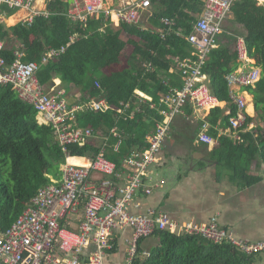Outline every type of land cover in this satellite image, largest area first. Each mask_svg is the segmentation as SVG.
<instances>
[{
	"label": "trees",
	"instance_id": "trees-1",
	"mask_svg": "<svg viewBox=\"0 0 264 264\" xmlns=\"http://www.w3.org/2000/svg\"><path fill=\"white\" fill-rule=\"evenodd\" d=\"M205 0H152L150 24L163 31L121 24L115 26L109 18L100 15L86 23H72L63 1L50 2L49 17H38L31 28L19 24L11 30L0 25V41L10 43L18 39L26 57L25 63H40L51 50H59L73 38L65 55L41 66L37 79L43 88L60 81L67 98L71 91L78 97L76 104L90 100H105L110 106L125 110L115 113L83 112L77 116L81 128L91 127L95 133L106 134L107 143L87 144L84 148L69 147L75 157L96 155L105 148L107 158L122 167L124 159L137 147L145 149L147 136L162 121L160 100L173 90L183 87L178 63L194 59L195 50L189 36L204 10ZM172 22L166 26L163 20ZM14 19L9 21L10 24ZM12 32L13 37H10ZM243 37L249 56L262 71V79L248 93L253 97L257 139L250 135L254 160L264 163V5L258 0H238L232 7V16L225 25L222 45L213 51L203 68L210 78V91L222 103L229 101L226 77L238 68L236 42ZM131 54L126 56L127 48ZM8 64L16 58L14 52L5 53ZM176 70L171 74V70ZM100 85V90L96 84ZM143 94L150 101L141 98ZM154 106V109H152ZM221 110L212 112L208 121L217 126H229V118ZM33 108L20 105L12 87L0 86V226L9 228L31 205L38 190L59 175L66 156L56 142L52 128L40 125ZM236 109L232 110V117ZM262 125V126H260ZM117 129V135L112 129ZM258 141V142H257ZM119 144L116 150L117 144ZM71 161H80L72 159ZM259 179H257L258 181ZM141 193V192H139ZM143 194V193H142ZM159 246L152 249L150 258H138L134 264H252L230 245H215L199 237L175 236L156 232ZM143 240L138 252L142 251Z\"/></svg>",
	"mask_w": 264,
	"mask_h": 264
},
{
	"label": "built area",
	"instance_id": "built-area-1",
	"mask_svg": "<svg viewBox=\"0 0 264 264\" xmlns=\"http://www.w3.org/2000/svg\"><path fill=\"white\" fill-rule=\"evenodd\" d=\"M38 1L0 0V16L4 13V6L20 9L27 12L23 24L31 26L36 17L50 15L38 8ZM67 1L66 16L74 23H86L92 17L104 15L111 22L137 26L152 7V0H116L119 3L116 8H111L108 0ZM237 1L205 0L195 32L189 36L195 50L194 59L178 64L183 87L160 100L162 121L147 136L146 148L133 150L121 168L107 158L104 148L91 159L71 156L68 149L70 146L84 148L93 143L95 137L91 127H78V114L115 113L122 116L130 107L117 109L105 100H91L68 107L64 93L55 90L47 93L37 79L40 67L64 56L73 38H69L59 50L47 52L40 64L25 63L24 55L19 54L12 64H8L3 57L5 44L0 41V86L12 87L20 105L37 112L42 120L40 125L52 128L56 142L66 156L59 175L51 177L50 182L38 190L28 209L9 228L0 226V264H108V256L117 248L116 234L125 229L132 230L126 264H134L138 258H150L147 251L139 254L138 246L141 240L151 238L156 232L199 237L215 245H230L247 258L264 255V242L236 238L219 226L216 217L206 224H179L164 211L151 210L147 214H132L130 211L139 192L149 196L166 185V181L153 178L151 168L158 162L171 125L182 116L184 109L192 106L198 113L210 114L222 107V102L210 91V79L203 73V68L211 53L220 47L219 38L225 34L226 22ZM163 23L166 26L172 24L167 19ZM161 33L164 38L163 31ZM236 53L239 68L225 79L229 101L224 107L227 108L226 117L230 119L229 130L238 133L249 121L247 91L256 88L262 79V71L250 58L243 37L237 39ZM96 87L100 89L99 84ZM233 109H236L235 117H232ZM112 132L117 135L116 130ZM199 141L214 142L206 123L200 128ZM72 159L87 164L75 165L70 163Z\"/></svg>",
	"mask_w": 264,
	"mask_h": 264
},
{
	"label": "crops",
	"instance_id": "crops-1",
	"mask_svg": "<svg viewBox=\"0 0 264 264\" xmlns=\"http://www.w3.org/2000/svg\"><path fill=\"white\" fill-rule=\"evenodd\" d=\"M58 1L65 2L68 9L69 1ZM37 3L39 9L48 12L49 3L43 0ZM108 4L111 8L119 5L116 0H108ZM3 8L4 13L0 16V25H4L6 30H11L19 24L27 28L33 26V24L31 26L23 24L27 12L8 6ZM150 15V12L144 13L137 26L143 30L151 29L161 33L160 29L150 24ZM145 16H147V22L143 26ZM11 19L15 20L13 24L9 23ZM112 23L115 26L121 25L117 21H112ZM10 37L14 38L12 32H10ZM1 42L5 44L6 53L13 51L15 57L16 54L26 57L24 47L18 39H12L10 43ZM14 43L19 44L15 46ZM219 46L222 45L219 43ZM175 71L171 70V74ZM61 85L62 83L57 80L51 87L43 89L47 93H51L52 90L64 93L65 102L72 104L71 107L83 105L81 103L74 105L77 99L73 98L78 97L77 93L71 91L73 93L67 98ZM136 93L141 98L151 100L143 94ZM247 100L249 102L248 119L255 120L253 97L249 94ZM224 104L222 103L219 110L223 112L222 116L227 118V108ZM211 114L198 113L192 106L184 109L182 116L171 125L164 147L158 156V162L151 168L153 178L166 181V185L149 196L138 193L132 202L130 211L132 214H147L151 210L164 211L179 224H206L216 217L219 226L233 233L236 238L253 243L264 242V163L259 159H252L254 148L250 143L252 137L257 139L255 130L260 122L248 121L247 126L237 133L235 130H229L230 125L223 126L221 121L217 126H212L208 121ZM37 121L39 124L42 122L39 116H37ZM203 123L208 124L209 133L214 138L211 144L199 141V132ZM113 130L117 131L116 128ZM104 133L98 132L101 134V139L98 141L95 140L98 136L94 132L96 135L91 144L97 146L98 143H107L108 138ZM238 134L241 138L237 136ZM136 149L142 150L135 147L132 151ZM93 156L86 155L83 158L91 159ZM116 235L117 248L113 254L108 256L107 263L126 264L132 230L125 229L117 232ZM159 243V239L155 237L143 240L142 251L150 252L158 247ZM252 264H264V255L253 257Z\"/></svg>",
	"mask_w": 264,
	"mask_h": 264
},
{
	"label": "rangeland",
	"instance_id": "rangeland-1",
	"mask_svg": "<svg viewBox=\"0 0 264 264\" xmlns=\"http://www.w3.org/2000/svg\"><path fill=\"white\" fill-rule=\"evenodd\" d=\"M264 1V0H263ZM260 3V2H259ZM260 4H262V3H260ZM146 22H147V16H145V17H143V23H142V25L144 26V24H146ZM17 44H19V43H17ZM16 43H14V45L16 46L17 45ZM13 45V46H14ZM131 54V47H128L127 48V51H126V56H129ZM210 79V78H209ZM66 103H67V101H66ZM67 105L69 106V107H71V105L72 104H70V103H67ZM260 122V120H258V122L257 123H259ZM96 135V134H95ZM97 136L98 137H96V139H95V137H94V139L95 140H100L101 139V134H97Z\"/></svg>",
	"mask_w": 264,
	"mask_h": 264
},
{
	"label": "bare ground",
	"instance_id": "bare-ground-1",
	"mask_svg": "<svg viewBox=\"0 0 264 264\" xmlns=\"http://www.w3.org/2000/svg\"><path fill=\"white\" fill-rule=\"evenodd\" d=\"M259 1H261V2H264L263 0H259ZM70 163H72V164H75V165H86L87 164V162H84V161H71L70 160Z\"/></svg>",
	"mask_w": 264,
	"mask_h": 264
}]
</instances>
